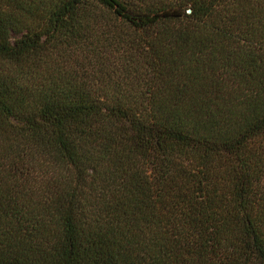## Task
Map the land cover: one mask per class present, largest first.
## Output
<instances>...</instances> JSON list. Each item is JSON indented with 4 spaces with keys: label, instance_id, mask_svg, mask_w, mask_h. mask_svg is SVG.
Returning a JSON list of instances; mask_svg holds the SVG:
<instances>
[{
    "label": "trees",
    "instance_id": "trees-1",
    "mask_svg": "<svg viewBox=\"0 0 264 264\" xmlns=\"http://www.w3.org/2000/svg\"><path fill=\"white\" fill-rule=\"evenodd\" d=\"M0 264H264V0H0Z\"/></svg>",
    "mask_w": 264,
    "mask_h": 264
}]
</instances>
